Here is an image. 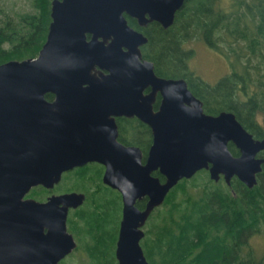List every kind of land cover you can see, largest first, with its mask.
Masks as SVG:
<instances>
[{
  "label": "water",
  "instance_id": "95a60500",
  "mask_svg": "<svg viewBox=\"0 0 264 264\" xmlns=\"http://www.w3.org/2000/svg\"><path fill=\"white\" fill-rule=\"evenodd\" d=\"M184 3L53 0L38 55L0 63V264H60L76 248L68 215L86 194L26 195L37 185L54 188L64 171L90 161L105 165L103 181L123 197L118 264H150L143 226L181 179L207 168L214 180L258 183L264 137H255L234 111L206 112L185 77L158 75L140 48L148 37L126 17L168 27ZM115 115L137 116L152 127L145 162L139 146L118 140ZM144 196L140 209L136 201Z\"/></svg>",
  "mask_w": 264,
  "mask_h": 264
},
{
  "label": "trees",
  "instance_id": "16d2710c",
  "mask_svg": "<svg viewBox=\"0 0 264 264\" xmlns=\"http://www.w3.org/2000/svg\"><path fill=\"white\" fill-rule=\"evenodd\" d=\"M52 1L32 0L33 10L15 15L0 8V63L38 55L52 20ZM143 30L149 36L143 54L154 61L157 73L185 77L207 112L234 111L255 137H264L259 120L264 112V0H185L171 26L154 21ZM191 40H203L223 54L229 72L214 83L197 75L189 65L194 48L186 44ZM229 146L239 154L233 142ZM200 172L181 179L149 219L141 244L150 264H264V253H256L251 243L264 234V164L252 188L237 176L230 185L210 177L199 182ZM101 173L91 164L67 173L78 179L75 188L87 193L68 218L79 241L72 254L83 256L79 264H118L121 195ZM51 191L38 185L29 195L45 199Z\"/></svg>",
  "mask_w": 264,
  "mask_h": 264
},
{
  "label": "rangeland",
  "instance_id": "374dc122",
  "mask_svg": "<svg viewBox=\"0 0 264 264\" xmlns=\"http://www.w3.org/2000/svg\"><path fill=\"white\" fill-rule=\"evenodd\" d=\"M0 8L15 15L20 12L33 10L34 7L32 5V0H0ZM1 14L2 13H0V15ZM186 45L189 48H194V55L189 60V65L197 75L214 83L229 72L230 61H228L223 54L207 45L205 41L191 40L187 42ZM263 114L264 112H259V120L261 122H263ZM207 173V170H202L198 181L205 182L207 177L209 178ZM77 182L78 179L76 177H69L66 175L54 188L51 189V192H62L66 190V187H68V190H79L75 188ZM251 243L254 245L256 253H264V234L255 235L251 238ZM80 260H83V256L77 251L74 252V254L70 253V255L65 258L63 264H79Z\"/></svg>",
  "mask_w": 264,
  "mask_h": 264
},
{
  "label": "flooded vegetation",
  "instance_id": "af4514ba",
  "mask_svg": "<svg viewBox=\"0 0 264 264\" xmlns=\"http://www.w3.org/2000/svg\"><path fill=\"white\" fill-rule=\"evenodd\" d=\"M128 16H130V15H128V14H126V17H127V19H128V23L132 26V27H134L136 30H138V31H141V32H143L147 37H148V40H147V42L149 41V36L146 34V32H145V30H143V28L144 27H146V26H148L150 23H152V22H154V21H156V20H152V21H149L147 24H140L139 23V21H138V19L136 18V17H132V16H130V17H132V18H134L135 19V22H136V24H137V26H139V27H137V26H135V25H133V24H131L130 23V20H129V18H128ZM158 22V21H157ZM160 23V22H159ZM161 24V23H160ZM162 25V24H161ZM163 26V25H162ZM171 26V25H170ZM164 27V26H163ZM169 27V26H168ZM164 28H167V27H164ZM87 37H88V39H90L91 38V34L90 33H88L87 34ZM100 39H102V37H100ZM108 41H111V38H109L108 39ZM147 42H145V43H143V44H141L140 45V48H141V50H142V55H143V57L144 58H147V57H145L144 56V54H143V45H145ZM125 47V46H124ZM126 48V47H125ZM147 59H149V58H147ZM149 60H151V59H149ZM151 61H153V60H151ZM153 63H154V61H153ZM154 69H155V63H154ZM155 71H156V69H155ZM156 73H157V71H156ZM158 75H161V74H159V73H157ZM161 76H164V75H161ZM165 77H173V76H165ZM151 90V87H148V88H146L145 89V92H149ZM50 96V93H47L46 94V97L48 98V99H50V100H52V99H54V94L53 93H51V96ZM161 100H162V94L158 91V93H157V96H156V98H155V101H154V103H153V108L155 109V110H157V109H159V106H160V104H161ZM204 103V102H203ZM205 109V108H204ZM206 111V110H205ZM207 112V111H206ZM115 120H116V123H117V125H118V131H119V133H118V140L119 141H121L123 144H125V145H135V146H139L140 148H141V150H142V154H143V156H142V159H143V162H145L146 161V159H147V154H148V150H149V148H150V146L152 145V143H153V130H152V127L148 124V123H146V122H144L143 120H141L139 117H137V116H127V115H115ZM126 122V123H125ZM123 130H124V135H123ZM145 146L147 149H144L142 146ZM89 164H91L93 167H94V170H95V173L96 174H100V172L102 171V173H101V177H102V180H103V174H104V171H105V165L104 164H102V163H100V162H98V161H90V162H87L86 164H83V165H80V166H76V167H74V168H72V169H69V170H66V171H64L63 172V174H62V179H63V177H65L66 175H67V173H69V172H73L74 171V169H76V168H78V167H83V166H85V165H89ZM201 170H207L208 171V173H209V177L211 178V176H210V171H209V169H207V168H203V169H201ZM201 170H198L196 173H198V172H200ZM155 171H159V170H155ZM155 171H153V174L154 175H157V174H155ZM160 172V171H159ZM161 173V172H160ZM195 173V174H196ZM162 174V173H161ZM194 174V175H195ZM72 175H74V173H72ZM193 175V176H194ZM157 176H159V175H157ZM160 177V176H159ZM161 178V177H160ZM186 178V177H185ZM191 178V177H190ZM61 179V180H62ZM212 179V178H211ZM224 180L225 181V179H224V176L223 175H221L220 176V178H219V180H214V179H212V180H214V181H220V180ZM162 180V179H161ZM165 180V179H164ZM164 180H162V181H164ZM104 182V181H103ZM226 182V181H225ZM105 183V182H104ZM105 184H107V183H105ZM228 184V183H227ZM57 185V184H56ZM55 185V186H56ZM108 185V184H107ZM230 185V184H229ZM38 186V185H37ZM110 186V185H109ZM35 187V186H34ZM45 187V186H44ZM111 187V186H110ZM47 188V187H46ZM67 188V190H64V191H62V192H51L49 195H51V194H53V193H63V192H69V191H79V192H84L85 194H86V198H87V193L85 192V191H82V190H68V187H66ZM111 188H113V187H111ZM173 188V187H172ZM171 188V189H172ZM50 189V188H49ZM113 189H115V190H117L118 192H119V194L121 195V202H122V208H121V216H120V220H119V231H120V225H121V220H122V218H123V206H124V202H123V197H122V194H121V192L117 189V188H113ZM32 190V189H31ZM30 190V191H31ZM30 191L28 192V194L26 195V197H33V196H30L29 195V193H30ZM49 195H47V197L49 196ZM47 197L45 198V199H38V198H36V199H38V200H46L47 199ZM35 198V197H34ZM86 198H85V200H84V202L86 201ZM147 201H148V196H144V197H142V198H138L137 199V201H136V205L140 208V209H144L145 207H146V204H147ZM84 202H83V204H84ZM83 204H81V205H83ZM81 205H79L78 207H80ZM78 207H76V208H78ZM157 207H159V206H157ZM157 207H155V209L157 208ZM76 208H71L70 209V211L72 210V209H76ZM154 209V210H155ZM154 210L150 213V215H149V217L147 218V221H146V223H145V225L143 226V229L145 230V235H146V231H147V223H148V221H149V219L151 218V216H152V214H153V212H154ZM69 214H70V212H69ZM68 218H69V215H68ZM67 224H68V221H67ZM68 230L70 231V232H72L70 229H69V225H68ZM119 231H118V236H119ZM73 233V235H74V237H75V239H76V241H77V246H76V248H78V245H79V241H78V239H77V237H76V235L74 234V232H72ZM144 238V237H143ZM142 238V239H143ZM118 239V238H117ZM142 239H141V241H142ZM117 245V244H116ZM75 248V249H76ZM74 249V250H75ZM73 250V251H74ZM72 251V252H73ZM71 252V253H72ZM70 255V254H69ZM67 257V256H66ZM65 257V258H66Z\"/></svg>",
  "mask_w": 264,
  "mask_h": 264
}]
</instances>
